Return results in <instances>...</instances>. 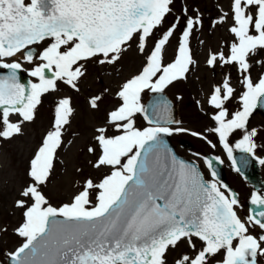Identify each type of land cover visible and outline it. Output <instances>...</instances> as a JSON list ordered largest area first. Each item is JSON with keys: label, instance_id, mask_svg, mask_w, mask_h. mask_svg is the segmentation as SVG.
I'll use <instances>...</instances> for the list:
<instances>
[{"label": "snow or ice", "instance_id": "obj_1", "mask_svg": "<svg viewBox=\"0 0 264 264\" xmlns=\"http://www.w3.org/2000/svg\"><path fill=\"white\" fill-rule=\"evenodd\" d=\"M226 3L227 9L220 0H0V160L52 97L49 126L34 145L22 146L25 181L11 203V213H20L12 227L20 243L7 252L0 247V264H259L264 195L253 192L250 203L259 210L241 216L238 194L217 178L219 156L203 155L205 178L196 163L201 153L178 159L165 141L187 133L222 149L237 172L249 156L264 166L256 156L264 127L250 126L264 109V0ZM218 28L230 39L208 46L204 64L213 76L221 69L222 78L206 100L212 125L196 132L178 126L166 91L199 68L193 40ZM129 54L139 64L124 75L117 65ZM24 73L32 78L26 84ZM90 81L100 87L88 89L89 111L107 107L85 133L74 127V98ZM77 142L84 164H73L72 191L54 205L46 189L58 169L67 172ZM234 151L247 155L237 161ZM6 235L0 222V238Z\"/></svg>", "mask_w": 264, "mask_h": 264}, {"label": "rangeland", "instance_id": "obj_2", "mask_svg": "<svg viewBox=\"0 0 264 264\" xmlns=\"http://www.w3.org/2000/svg\"><path fill=\"white\" fill-rule=\"evenodd\" d=\"M215 2V0H213ZM223 7L227 9L226 0H220ZM211 7V5H209ZM200 39L207 41V44L204 47H201L198 43ZM229 40L230 37L225 32L224 28H218L215 33L212 35L202 34L193 40V48L196 50V59L199 60L200 66L198 69H195L190 75L187 82H179L174 87H171L167 90L170 96L176 98V96L183 97L182 100H178L180 106V122L178 125L180 127H185L196 132H203L206 127L212 125V121L209 119L205 112L211 113V109L207 106L206 100L207 96L210 93V85L217 83L222 78V70L217 68L215 76H213L210 69H208L204 64V59L208 46L216 47L217 43L221 40ZM171 49H169V56H171ZM139 64V59L133 54H129L121 61L120 65H117L118 68H122L123 74L127 75L132 71L136 70V67ZM90 71L98 72L97 67L89 66ZM110 71V70H109ZM27 75V74H26ZM116 74L113 73V76ZM101 79L105 83L110 81L106 78V73H100ZM235 77V73L233 72ZM30 79H32L30 77ZM113 87L116 86L117 81L115 79L111 80ZM99 85L95 82H89L85 87L82 94L74 98V104L78 110L76 120L74 121V127L87 133L91 131V128L94 124L101 122L104 119V110L107 107V102L101 106V111L92 113L89 111L86 98L89 96L88 89L90 88L93 92L99 89ZM200 100L203 104V108L198 107L196 101ZM52 97H45L44 104L40 108L39 114L34 124L28 125L25 128V136L18 138V140L13 141L11 144L6 145L4 152L5 156L0 160V195L3 196V209L4 212L0 215V222L4 223L8 227V235L0 238L5 243H0V247H3L4 251H11L16 247L20 241L12 235V227L17 223L20 218V213L16 212L14 215L11 213V203L13 196L15 195V188L23 184L25 181L24 177V166L25 159L28 155L27 150H22V146L27 144L34 145L35 142L39 140L40 134L49 126L51 121V109H52ZM238 107V104L234 100L230 105V109H235ZM140 125H145V122L140 119ZM175 126V125H174ZM251 127H264V117L254 113L250 121ZM173 141L176 144L177 150L186 156L189 159L196 160L194 153H201V160H196L200 165L205 178H210L208 171L205 168V165L202 163V157L206 153H211L215 156H219L222 160V166L224 169L225 177L232 187V189L240 190L242 185L246 186L239 174L233 169L226 153L222 149L217 147V149H210L208 144L199 137H193L187 133L174 134L171 136ZM212 138V137H210ZM182 140H187L190 144V150L179 146V142ZM258 144H264V134L261 135ZM80 146V142H77V146L73 147L67 156L68 165L67 172L65 173L62 169H58V174L54 177L53 182L49 185V188L46 191L49 193L51 202L54 205L66 201L68 196L72 191V181L76 179L73 164L78 163L84 164V156L78 153L77 148ZM256 154L259 157H264V148L257 150ZM261 176L264 179V166L261 167ZM248 196L247 186L244 188V191L239 193V201L242 205L241 198ZM243 206V205H242ZM239 214L241 216L246 215V209L243 206ZM0 259H3L0 256ZM259 264H264V258H261Z\"/></svg>", "mask_w": 264, "mask_h": 264}, {"label": "water", "instance_id": "obj_3", "mask_svg": "<svg viewBox=\"0 0 264 264\" xmlns=\"http://www.w3.org/2000/svg\"><path fill=\"white\" fill-rule=\"evenodd\" d=\"M28 79L23 77L21 75V82L22 83H27ZM166 98L171 101L172 103V117L175 119V120H178V116H177V105L174 101H172L166 94ZM257 110H260L261 112L264 113V109H257ZM165 141L168 145V147L172 150L173 154H175L177 156L178 159H183V160H186L184 159L182 156H179L175 153L174 149H173V145L171 144L170 140H169V137H165ZM247 154H244V153H241V152H236L234 153V157L236 158L237 161H239L240 157L241 156H245ZM188 161V160H186ZM215 164V168H216V171L218 173V176L217 178L220 179L222 182L224 181L223 179V171H222V167L219 163H216L214 162ZM243 175H245L246 177H248L252 182H257L258 181V171H257V164H256V161L254 160V158H252L251 156L248 157V164L246 167H244L242 169V171H240ZM251 206V210H259L257 208V206L255 205H250Z\"/></svg>", "mask_w": 264, "mask_h": 264}, {"label": "flooded vegetation", "instance_id": "obj_4", "mask_svg": "<svg viewBox=\"0 0 264 264\" xmlns=\"http://www.w3.org/2000/svg\"><path fill=\"white\" fill-rule=\"evenodd\" d=\"M249 186H251V185H249ZM247 200H248V199H245V200H244V204H245V205H246Z\"/></svg>", "mask_w": 264, "mask_h": 264}]
</instances>
